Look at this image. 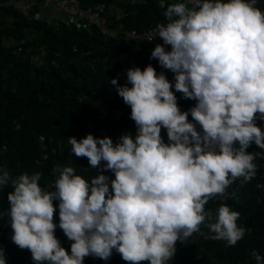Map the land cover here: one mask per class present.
Segmentation results:
<instances>
[{
    "label": "clouds",
    "instance_id": "1",
    "mask_svg": "<svg viewBox=\"0 0 264 264\" xmlns=\"http://www.w3.org/2000/svg\"><path fill=\"white\" fill-rule=\"evenodd\" d=\"M255 5L256 0H159L165 22L154 33L163 43L150 58L175 73L176 91L198 101L189 110L195 122L180 110L166 75L151 64L127 71L131 87L113 78L131 107L137 135L124 134L114 144L111 137L90 133L68 143L90 168L106 162L114 179L101 173L89 182L72 166L57 165L49 189L41 187L39 172L13 177L0 168V189H12L7 216L19 248L30 250L38 264H83L86 256L108 260L114 249L130 264H168L176 242L194 233L228 246L245 236L238 211L221 204L214 213L205 206L217 196L228 199L227 189L238 179L251 181L255 158H264L247 151L253 142L264 150V130L256 123L264 119V11ZM54 200L59 227L73 241L70 253L55 235ZM250 254L264 264L258 251ZM0 264H6L3 249Z\"/></svg>",
    "mask_w": 264,
    "mask_h": 264
},
{
    "label": "trees",
    "instance_id": "2",
    "mask_svg": "<svg viewBox=\"0 0 264 264\" xmlns=\"http://www.w3.org/2000/svg\"><path fill=\"white\" fill-rule=\"evenodd\" d=\"M11 1L0 0V168L9 170L11 176L39 172L41 187L51 189L56 180L52 170L60 165L72 166L76 174L89 182L101 173L114 179L112 171L103 167L106 162L94 169L86 157H75L68 138L75 136L79 140L91 133L97 138L111 137L116 144L124 134L133 138L137 135L131 107L111 83L113 78L118 79L116 71L130 62H136L135 67L141 69L151 64L158 75L163 72L172 84L180 110L188 111L189 121L195 122L189 110L198 101L186 99L176 91L175 73L150 58L161 42L137 43L125 37L106 39L96 30L77 28L58 19L50 24L33 18L43 0H38L28 15ZM78 2L84 8L105 5L103 14L110 18L113 27L123 24L125 29L142 31L165 22L159 0L127 6L133 9L132 13L121 5L126 15L118 21L110 13L116 0ZM258 4L264 10L262 0H256ZM41 49L46 51L43 64L34 60ZM166 50L171 49L166 47ZM118 84L125 85L119 79ZM256 123L264 130V119L257 118ZM161 133L167 134V129L162 127ZM247 151L264 153L254 142ZM254 163L256 176L251 181L236 182L227 189L228 199L217 196L205 206L214 213L221 204L238 211L237 223L246 229L245 236L235 246H228L226 241L206 239L194 233L186 241L176 242V252L168 264H256L250 254L252 250L264 256V188L261 187L264 158L257 156ZM11 190L10 186L0 189V249L4 250L6 264H38L30 250L19 248L12 240L13 229L7 216L10 206L7 195ZM53 203L55 235L70 253L73 241L59 227V200ZM202 231L207 229L202 227ZM83 264L130 262L114 249L108 260L86 256Z\"/></svg>",
    "mask_w": 264,
    "mask_h": 264
},
{
    "label": "built area",
    "instance_id": "3",
    "mask_svg": "<svg viewBox=\"0 0 264 264\" xmlns=\"http://www.w3.org/2000/svg\"><path fill=\"white\" fill-rule=\"evenodd\" d=\"M38 0H20L14 2L11 1L16 7L20 8L25 15H28L32 6L37 4ZM144 0H116V2L110 7L111 16H116V21L120 20L122 16L126 15V10L122 9L121 5L134 6L141 4ZM168 2H177V0H168ZM264 5V0H262ZM261 6V4L256 5V7ZM39 12L36 13L33 18L41 21H46L47 23H52L55 20H61L67 25H75L77 28L85 27L89 31L96 30L98 33L106 39H118L120 37H125L128 40L135 41L137 43H154L161 42L158 37L155 36L154 28L156 25L148 27L142 31L134 29H125L124 25L121 24L118 27L111 26V21L108 16H105L103 13L106 11L105 5H97L94 8H84L82 7L78 0H43L42 3L38 4ZM130 13L133 12V9L128 8ZM264 11V10H262ZM58 14V15H56ZM149 35L153 36V40L149 41L147 37ZM19 43V42H18ZM15 45V43H14ZM16 46V45H15ZM171 49V46L168 45ZM46 51L41 49L39 54L35 57V61L39 64L45 62ZM136 62H130L122 67L120 71H116V76L124 84H127V71L130 68H134ZM198 131H202L201 126H197ZM161 136L165 143H169L167 134L161 133ZM236 147H239V143H236ZM113 173V172H112ZM114 174V173H113ZM262 176L264 178V163H263V172ZM238 179L233 184H231L228 189L232 188L236 182L241 181ZM264 188V183L261 185Z\"/></svg>",
    "mask_w": 264,
    "mask_h": 264
},
{
    "label": "crops",
    "instance_id": "4",
    "mask_svg": "<svg viewBox=\"0 0 264 264\" xmlns=\"http://www.w3.org/2000/svg\"><path fill=\"white\" fill-rule=\"evenodd\" d=\"M56 15H58V14H56ZM59 16V15H58Z\"/></svg>",
    "mask_w": 264,
    "mask_h": 264
}]
</instances>
